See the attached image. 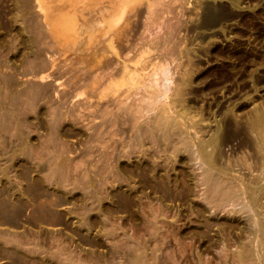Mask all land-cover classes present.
<instances>
[{
    "label": "rangeland",
    "instance_id": "obj_1",
    "mask_svg": "<svg viewBox=\"0 0 264 264\" xmlns=\"http://www.w3.org/2000/svg\"><path fill=\"white\" fill-rule=\"evenodd\" d=\"M37 2L0 0V264H264V0H176L168 82L192 153L142 131L152 113L140 130L118 116L131 98L56 43ZM206 169L260 206L213 204Z\"/></svg>",
    "mask_w": 264,
    "mask_h": 264
},
{
    "label": "bare ground",
    "instance_id": "obj_2",
    "mask_svg": "<svg viewBox=\"0 0 264 264\" xmlns=\"http://www.w3.org/2000/svg\"><path fill=\"white\" fill-rule=\"evenodd\" d=\"M178 2L180 3V1ZM178 2L176 0H60L59 7L56 6L58 9L55 11L52 6H49L50 9L52 7V10L47 8V4V6H44L45 1L38 0L37 3L43 12L48 32L55 39L56 43L59 46H68L75 50V52L79 51L77 52V56H82L77 61L89 69L106 68L105 71L108 70L105 72L106 74L102 70L101 73L105 74L107 78L100 74V77L97 75L98 79L96 78L95 82L99 83L101 79L104 80L103 83L108 81L106 86L111 89V92L114 89L117 90V93L119 91L122 94L126 93V99L131 98L129 103H122L121 101L122 105L115 104L119 105V113L114 111L117 115H129L132 121H128V123L132 122L133 126L130 123L129 125L140 130L137 125L139 124V118L145 116L146 113H152L150 120L149 118L147 120L146 130L142 129V131H145L149 137L152 136L153 138L157 136V131L161 132L159 135L162 133L170 137L175 135L174 137L178 138L176 140L179 144L182 143L184 147L189 149V145L193 142H190V137L186 136V132L183 129L184 122H181L186 116L185 106H183L181 99V83L177 84V88L171 90L168 82L171 77L170 68L174 67L172 63H175V69H180L182 65L180 61L181 48L179 49L181 41L177 34L179 21H176L178 17L175 12L178 9L176 7V3ZM55 3L57 4L58 2L55 1ZM182 9L180 11H183ZM121 15H124V18ZM49 59L52 64L56 61L51 56ZM167 98L169 99L168 102L166 101ZM194 129L196 132L199 130L195 125ZM140 133L142 132L140 131ZM260 134L262 132H259V136ZM138 135L137 137H139ZM196 147L197 152L201 153L203 146L198 143ZM204 154L206 156V153ZM201 159L204 161L205 158L201 157ZM209 159L207 158V162L205 163L210 162ZM215 172H210L209 169L204 170L203 194L205 193L207 198L215 202H212L213 204H217L223 208L232 204V206L239 205L240 208L237 207L243 211L244 209L245 211L252 209V207L248 209L245 206L250 204L248 201L245 205V201L241 202L244 200L242 194H247L246 187L244 186L245 189L243 190L239 185L240 182L236 185L237 183L235 182L236 184H234V181L230 178L225 179V175L222 177L221 173ZM225 172L223 173L225 174ZM257 184L259 183L255 185L257 186ZM258 187L250 188L251 193H257L261 188ZM257 195L259 194L257 193ZM257 198L256 196L250 197V202L256 205L258 202ZM258 231L264 233V225L261 224Z\"/></svg>",
    "mask_w": 264,
    "mask_h": 264
}]
</instances>
